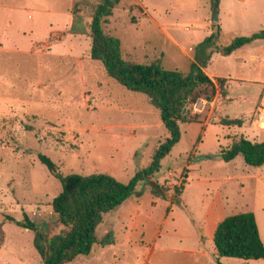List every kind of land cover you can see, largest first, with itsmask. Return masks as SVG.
Listing matches in <instances>:
<instances>
[{"label":"rangeland","instance_id":"374dc122","mask_svg":"<svg viewBox=\"0 0 264 264\" xmlns=\"http://www.w3.org/2000/svg\"><path fill=\"white\" fill-rule=\"evenodd\" d=\"M142 2L149 10L140 0H123L106 25L120 40L122 57L138 63L160 60L167 70L189 74L199 45L211 53L204 72L213 81L214 97L186 106L190 122L180 124L181 138L153 182H139L131 197L104 217L98 236L113 231L116 244L95 247L70 264H218L208 250L204 256L189 252L200 233L210 248L208 229L198 220L219 202L225 215L253 212L264 242V164L247 165L241 155L229 162L219 157L221 148L240 135L264 140V40L228 56L212 49L264 28V0H221L219 32L210 21L211 0ZM77 3L86 16L73 15L69 29L50 32ZM94 3L0 0V264H41L33 233L5 219L21 220L25 212L38 227L50 229L51 202L62 187L40 154L62 175L107 173L127 183L149 165L168 136L149 99L125 89L90 58ZM211 34L213 44L203 46ZM33 45L36 53L30 52ZM218 78L225 80L224 96ZM241 115V128L220 123ZM220 262L264 264L236 258Z\"/></svg>","mask_w":264,"mask_h":264},{"label":"trees","instance_id":"16d2710c","mask_svg":"<svg viewBox=\"0 0 264 264\" xmlns=\"http://www.w3.org/2000/svg\"><path fill=\"white\" fill-rule=\"evenodd\" d=\"M121 1L95 0L88 24L90 58L100 61L107 74L125 89L144 94L158 111L168 136L157 146L149 165L136 172L127 183L107 173L62 175L50 158L42 154L38 156L62 187L51 202L50 229L38 227L25 212L21 220L10 215H6L5 219L33 233L32 244L41 264H70L79 256H89L95 247L115 244L113 231L106 232L102 237L98 236L97 228L104 217L131 197L139 182H153L155 174L160 171L161 161L181 138L180 124L190 122L187 111L183 113L186 106L201 98L210 102L214 97L213 81L203 69L211 53H207L199 45L189 74H183L177 69L167 70L160 60L138 63L122 57L120 40L106 31L109 18ZM211 1L212 4H219L221 0ZM83 9L84 5L77 3L73 5L72 12L79 14ZM214 27L217 32L220 31L219 25ZM212 40L213 34L206 37L202 45H212ZM258 40H264V28L246 36H237L227 46L212 51L227 56ZM224 81V78L217 79L222 96L226 94L223 90ZM243 117H227L220 123L226 127H242L245 122ZM239 155L247 165H263L264 140L252 141L240 135L229 147L221 148L219 152V157L224 162ZM176 192L179 193L180 189ZM2 226L0 220V247L4 240ZM213 244L218 264L221 258L264 260V243L252 212L228 215L219 221L214 231Z\"/></svg>","mask_w":264,"mask_h":264},{"label":"crops","instance_id":"0c3cea01","mask_svg":"<svg viewBox=\"0 0 264 264\" xmlns=\"http://www.w3.org/2000/svg\"><path fill=\"white\" fill-rule=\"evenodd\" d=\"M69 1H73V0H69ZM123 1V0H122ZM121 1V2H122ZM141 3H138L141 7L142 5H144L143 7H147L145 4H143L142 0H140ZM69 9H66L65 13L62 14V16L64 17V20H63V24L61 27H59V29H55V30H51L50 32H61L62 30L63 31H66V29H69L70 28V23L72 22L73 20V15H80V16H86L85 13L82 11L81 13L79 14H73L72 10L70 7H68ZM148 8V7H147ZM29 9V8H28ZM26 8H24V10H28ZM149 10V8L147 9ZM146 11V10H145ZM151 11V10H150ZM167 12V11H165ZM159 15V14H158ZM79 32H83V31H79ZM45 40V39H44ZM42 40V41H44ZM40 42V41H39ZM38 42V43H39ZM34 44V43H33ZM30 52H35V46L33 45L32 48H30ZM228 56V55H227ZM194 57H195V53H194ZM210 60V59H209ZM203 69H205V67H203ZM226 127V126H224ZM241 128V127H240ZM135 214H137L139 216V221H143L142 219H140V211L138 210H135L134 211ZM253 213V212H252ZM219 215L218 219H216V215ZM254 214V213H253ZM228 215H225V212H224V204L222 202H219L217 205H214V206H211L210 208H208V211L205 212V214L200 217L201 219L198 220V225L201 223V225L204 226L203 230L205 229H208V237H207V242H211V246L210 248L207 249L206 247V241H205V237L204 235L202 236V234H198L200 235V242L196 245V248L194 247V249L192 251H190L189 253H191L192 255L194 256H204L206 255L208 252L206 250L209 251V253H211L212 255L215 256V253H216V250H215V247L213 246L212 247V242H213V235H214V231H215V228L217 226V223L219 221H221L224 217H226ZM256 218V217H255ZM257 221V219H256ZM258 223V222H257ZM198 225L194 226L196 230H198ZM258 225V224H257ZM258 228L260 230V227L258 225ZM26 230V229H25ZM260 233V231H259ZM197 234V233H196ZM197 236V235H196ZM260 236H261V233H260ZM261 239H262V236H261ZM263 241V240H262ZM117 242V241H116ZM264 243V242H263ZM116 244V243H115ZM114 245V244H112ZM214 245V244H213ZM110 246V245H109ZM103 248V247H101ZM221 264V262H220Z\"/></svg>","mask_w":264,"mask_h":264},{"label":"water","instance_id":"95a60500","mask_svg":"<svg viewBox=\"0 0 264 264\" xmlns=\"http://www.w3.org/2000/svg\"><path fill=\"white\" fill-rule=\"evenodd\" d=\"M210 21L212 24L219 23V10H218V3L217 2H213V4H212ZM185 111H186V108L184 109L183 113Z\"/></svg>","mask_w":264,"mask_h":264}]
</instances>
